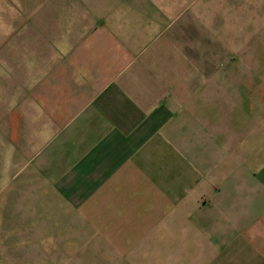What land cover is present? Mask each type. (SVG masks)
<instances>
[{
  "label": "crops",
  "instance_id": "1",
  "mask_svg": "<svg viewBox=\"0 0 264 264\" xmlns=\"http://www.w3.org/2000/svg\"><path fill=\"white\" fill-rule=\"evenodd\" d=\"M0 87V264H264V0H0Z\"/></svg>",
  "mask_w": 264,
  "mask_h": 264
},
{
  "label": "rangeland",
  "instance_id": "2",
  "mask_svg": "<svg viewBox=\"0 0 264 264\" xmlns=\"http://www.w3.org/2000/svg\"><path fill=\"white\" fill-rule=\"evenodd\" d=\"M10 88H1L0 87V111H5L10 108V93H9ZM7 95V96H5ZM62 264H66L63 263ZM69 264V263H68Z\"/></svg>",
  "mask_w": 264,
  "mask_h": 264
}]
</instances>
